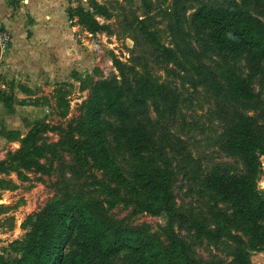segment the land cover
Segmentation results:
<instances>
[{
	"label": "rangeland",
	"instance_id": "rangeland-1",
	"mask_svg": "<svg viewBox=\"0 0 264 264\" xmlns=\"http://www.w3.org/2000/svg\"><path fill=\"white\" fill-rule=\"evenodd\" d=\"M30 1L0 0V25L14 38L0 51V134L14 129L5 136L15 141L0 150V264H25L35 214L58 200L97 207L103 224L129 235L126 246L160 250L167 264H183V255L238 264L236 239L249 243L248 228L205 179L211 166L230 165L264 193V155L252 167L225 148L247 133L264 144V62L250 78L248 53L217 43L195 20L203 6L227 2L55 0L45 10ZM236 1L264 23V0ZM232 69L250 79V98L229 86ZM114 80L131 121L104 111L103 85ZM137 129L143 142L125 144L123 134ZM29 131L35 156L14 161ZM215 230L222 239L206 237ZM126 246L108 263L126 264L134 252ZM246 252L250 264H264V248Z\"/></svg>",
	"mask_w": 264,
	"mask_h": 264
},
{
	"label": "trees",
	"instance_id": "trees-1",
	"mask_svg": "<svg viewBox=\"0 0 264 264\" xmlns=\"http://www.w3.org/2000/svg\"><path fill=\"white\" fill-rule=\"evenodd\" d=\"M225 1L226 4L219 6L209 4L203 6L197 10L194 18L213 29L211 37L217 43L230 45L233 49L248 53L252 78L260 72L264 62V23L236 0ZM78 15L88 22L92 20L91 14L87 13L85 8L80 7ZM137 21L143 26V19ZM140 29L145 40L160 46L154 32L142 27ZM227 82L238 95L251 97L250 79L241 77L235 69L227 75ZM122 96L121 89L115 85V80L105 82L104 111L121 121L128 122L132 120V116L123 108ZM104 132L102 129V137L105 135ZM31 133L32 131H29L20 139L21 147L15 151L14 161L16 159L23 161L24 156L27 157L23 155L25 153H31V158L35 156L32 147L36 145L38 136L29 137ZM86 133L91 136L90 140L94 139L90 131ZM123 136L125 144L128 143L129 146L138 145L144 140L141 129L133 130L131 135L124 133ZM246 137L241 142H226L225 148L242 154L249 165L254 167L258 155H264V144L252 139L251 133H247ZM205 180L207 189L222 195L224 202L234 203L236 218L247 226L249 243L246 244L240 237L236 239L242 249L235 250V261L238 264H250L247 246L254 249L264 248V193L258 191L255 180L235 175L230 165L211 166ZM53 205L49 211L43 209L35 214L34 223L23 239L27 249L25 264H109V259L126 246L129 235L114 231L109 224H103L104 215L97 207L77 203L70 209L66 205L61 208L63 204L59 200L55 201L56 206ZM206 237L216 240L223 238L219 230L207 231ZM126 247L130 248L129 245ZM133 248L134 252L127 258L126 264H167V258L160 250L147 251L140 246L130 249ZM182 263L194 264V261L191 256L183 255Z\"/></svg>",
	"mask_w": 264,
	"mask_h": 264
},
{
	"label": "crops",
	"instance_id": "crops-1",
	"mask_svg": "<svg viewBox=\"0 0 264 264\" xmlns=\"http://www.w3.org/2000/svg\"><path fill=\"white\" fill-rule=\"evenodd\" d=\"M35 0H31L30 2L31 3H33ZM38 1V0H37ZM40 1V0H39ZM43 1V7H44V9L45 10H50V7H52V4L54 3V1L55 0H42ZM27 2V1H26ZM68 15H69V12H68ZM53 22V21H52ZM10 24H12L11 22H10ZM9 30V29H8ZM10 32H11V30H9ZM11 34H12V42H11V45L13 44V42H14V38H13V33L11 32ZM18 40V39H17ZM11 45H10V47H11ZM21 52H23V48H17V50L14 52L15 54L17 53V54H19V53H21ZM13 114H14V112H10V113H8V116L10 117V116H13ZM10 130H14V129H10V128H8V127H6L5 129H4V132H3V134H0V150H1V146L2 145H4V144H6L7 145V142L9 143V144H12V145H14V143H15V141H12L11 139H8L7 138V136H5V135H7V132H10ZM20 139V138H19ZM5 140V141H4ZM19 142V141H18ZM21 143V142H20ZM20 148V147H19Z\"/></svg>",
	"mask_w": 264,
	"mask_h": 264
},
{
	"label": "built area",
	"instance_id": "built-area-1",
	"mask_svg": "<svg viewBox=\"0 0 264 264\" xmlns=\"http://www.w3.org/2000/svg\"><path fill=\"white\" fill-rule=\"evenodd\" d=\"M12 42V34L11 32L0 25V51L4 52L7 50L8 46Z\"/></svg>",
	"mask_w": 264,
	"mask_h": 264
}]
</instances>
